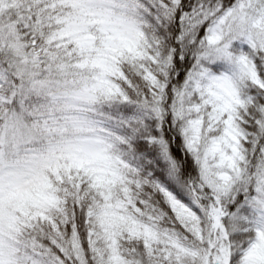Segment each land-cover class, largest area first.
<instances>
[{
  "label": "snow or ice",
  "instance_id": "6c2138e0",
  "mask_svg": "<svg viewBox=\"0 0 264 264\" xmlns=\"http://www.w3.org/2000/svg\"><path fill=\"white\" fill-rule=\"evenodd\" d=\"M0 264H264V0H0Z\"/></svg>",
  "mask_w": 264,
  "mask_h": 264
}]
</instances>
